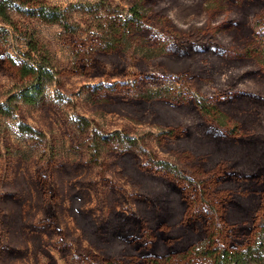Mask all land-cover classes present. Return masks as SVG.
Returning a JSON list of instances; mask_svg holds the SVG:
<instances>
[{
	"label": "rangeland",
	"instance_id": "rangeland-1",
	"mask_svg": "<svg viewBox=\"0 0 264 264\" xmlns=\"http://www.w3.org/2000/svg\"><path fill=\"white\" fill-rule=\"evenodd\" d=\"M262 27L264 0H0V264L253 242Z\"/></svg>",
	"mask_w": 264,
	"mask_h": 264
},
{
	"label": "trees",
	"instance_id": "trees-1",
	"mask_svg": "<svg viewBox=\"0 0 264 264\" xmlns=\"http://www.w3.org/2000/svg\"><path fill=\"white\" fill-rule=\"evenodd\" d=\"M262 29L264 30V27ZM199 106L204 115L222 122L220 117L223 113L218 106L208 104L207 101L201 102ZM213 227L215 231L209 236L205 245L194 247L187 252L185 258L188 264H264V201L254 235L255 239L247 246L231 249L225 243L224 227L217 221Z\"/></svg>",
	"mask_w": 264,
	"mask_h": 264
}]
</instances>
